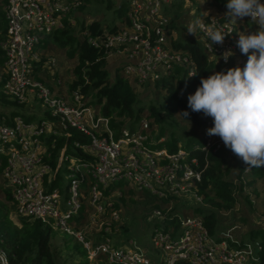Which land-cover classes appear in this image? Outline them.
Returning <instances> with one entry per match:
<instances>
[{"label": "built area", "instance_id": "built-area-1", "mask_svg": "<svg viewBox=\"0 0 264 264\" xmlns=\"http://www.w3.org/2000/svg\"><path fill=\"white\" fill-rule=\"evenodd\" d=\"M83 1L7 0L3 5L6 35L0 41L3 52L0 68V79L4 78L2 91L23 105L38 98L46 110L37 123L20 115L14 117L11 123L1 117L0 154L5 155L1 176L7 183L12 211L18 218L40 220L47 227L73 236L82 244L88 260L102 259L112 264H156L139 250L131 238L126 244L119 245L109 236L97 238L81 231L77 217L82 201L88 198V204L94 211L89 221L100 227L106 225L105 229L98 230L106 233H111L108 227L119 219L112 200L121 195L117 188L112 190V185L118 182H124L134 191H146L158 198H171L170 201L187 199L202 204L203 195L199 192V185L209 166L208 152L217 153L225 145L218 136L206 134L207 129L213 126L210 117L199 129L203 139L202 155H192L182 147L169 150L165 145L149 141L152 131L145 117L140 119L139 127H121L117 132L112 128L110 118L98 113L89 104L90 98L79 87L62 88L59 79H55L52 86L40 79L46 59L39 45L44 44L43 39L47 34L63 27L64 19L74 23L69 14ZM171 2L129 0L126 22L120 29L89 36L87 41L92 46L102 48L108 56L124 58L122 72L137 87L163 82L176 75V67L186 68L190 75L194 71L190 54L173 49L168 40L170 21L162 10ZM197 19L199 42L208 58L218 63L232 61L235 67L243 68L248 56L243 55L237 47L241 34L239 28L212 15ZM209 27L221 28L228 34L223 44H212L206 35ZM229 51L232 55L225 62L224 53ZM49 63L54 65L55 59L49 58ZM72 133L79 138L73 139L70 144L82 156L88 155L89 159L66 152L68 143L65 138ZM60 136L64 138V143L52 163L56 137ZM227 153L232 155L242 170L239 173L236 168L232 181L236 185L242 184L243 193H247L250 186L246 184L249 179L246 174L251 168L246 167L229 149ZM70 155L75 163L68 166L71 179L63 197L53 183ZM105 190L111 192L108 197L104 194ZM236 192L233 195L237 196ZM250 199L254 202L252 197ZM153 214L161 219L164 217L160 209L154 210ZM104 215L111 220L106 221ZM259 220L264 223V211L260 213ZM236 227L234 225L219 236H214L202 217L192 214L180 216L176 227L165 229L162 225L159 229H153L151 241L154 250L159 253L161 264H259L258 242L251 243L234 237L229 230ZM0 264H10L2 248Z\"/></svg>", "mask_w": 264, "mask_h": 264}, {"label": "trees", "instance_id": "trees-1", "mask_svg": "<svg viewBox=\"0 0 264 264\" xmlns=\"http://www.w3.org/2000/svg\"><path fill=\"white\" fill-rule=\"evenodd\" d=\"M7 0H1L4 5ZM112 0H84L77 9L70 13L69 16H74L75 22L70 23L68 19H64L62 28L47 34L44 41V49H49L53 43L56 47L63 50L68 59H75L76 65L73 70L75 79L69 83V88L79 87L81 92L86 97L90 98L91 104L95 110L103 116L109 117L111 126L115 131H119L121 127L137 128L140 126L139 121L143 118L142 114L145 110V102H147V93L138 95L136 83H131L118 70L111 78L109 71L105 68L106 53L102 48L92 46L87 38L89 36L101 35L104 32H115L122 27L126 22V12L128 10L129 0H121L118 5L111 3ZM114 2V0H113ZM221 11H227L226 5L228 0H213ZM185 0H172L169 5L164 6L162 12L169 18V26L167 30L168 40L173 49L182 50L190 54L194 61V71L196 74L190 78L187 69L184 67H176V75H172L164 80L162 88L165 90V95L159 100V104H151L148 108V113L145 118L149 119L150 131H154L158 127L157 142L159 145L166 147L169 150H177L178 147L187 149L191 154L202 155L204 151L201 146L203 139L195 130L200 129L208 117H205L202 112H192L188 108V96L194 94L200 86L201 78H207L210 75L234 68L232 61L228 63H218L209 59L204 51L202 44L198 41H193L181 37L179 35V24L183 22L186 11L183 12ZM100 11L106 14L109 11L116 16L122 17L119 24H110V20L106 17L102 18ZM196 12L193 19H197ZM87 19H92L87 23ZM242 28V27H241ZM172 29L175 30L176 37H173ZM239 30V29H238ZM186 34L187 32H183ZM6 35V19L3 8L0 7V41ZM3 63V52L0 49V68ZM122 70V66L120 67ZM3 79H0V120L1 117L6 118L7 123H11L16 116L26 117L27 120L34 118V115H25L21 105L14 99L10 98L2 91ZM158 86L159 83L157 82ZM7 108V112L6 109ZM187 111L189 116L185 118L182 112ZM181 113V114H179ZM178 114L180 120L174 117ZM186 123L190 129L183 125ZM188 128V129H187ZM79 138L78 135L72 133L67 140L66 152H71L68 148L70 141ZM163 139L162 141H159ZM64 138L56 137V146L53 148L51 162L54 163L55 157H58L63 146ZM164 144V145H163ZM227 148L224 147L217 153L208 152L209 166L204 172L202 183L199 185V192L203 195V203L193 206L192 214L200 215L209 232L214 236H219L222 230L232 228L235 223L228 225L222 224L219 215L221 211H229L236 204L239 194H243V185H236L229 178L228 173L230 167L228 165ZM76 156H81L82 159H89L88 155H81L78 151L71 152ZM231 158V157H230ZM5 164V155L0 154V172ZM223 165V167H222ZM235 168L242 172L241 167L237 165ZM240 175V174H238ZM247 185L251 186L258 179L264 177V167H253L248 172ZM56 180L53 185L55 186ZM125 186L124 182H118L112 185V190ZM82 187L85 186L82 184ZM237 190V196L233 192ZM4 196L11 203L9 190L1 187ZM109 190H105L104 194L110 195ZM125 194H137L143 197L145 204H150L154 208L160 209L159 204H168L171 198H158L146 191L134 192L132 189L121 191L120 196L112 198L114 208L119 207L123 201ZM246 199L247 196H245ZM131 199L130 201H132ZM177 203L168 210H162L164 217L160 220H155L153 225L163 224L166 229L169 226L176 227L180 217V206L183 200ZM249 200V199H248ZM132 204L133 201L131 202ZM250 203V201H249ZM144 204V205H145ZM11 207L0 201V248L5 250L8 255L10 264H58L55 251L51 248L54 231L52 228L45 226L40 220L20 218L19 225H16L9 216ZM83 207L80 210V215L77 217V223L81 224L84 219ZM123 225L126 230L130 229L129 225ZM109 236L116 244L124 245L128 241L121 240L119 235H112L100 231L97 238ZM122 237V236H121ZM249 242L257 241L259 249L260 263L264 264V228L252 227L241 236V240ZM63 245L66 249L72 248L73 252L79 256L78 261L74 264H89L86 257V251L81 243L71 240H65ZM72 245V246H71ZM152 260V259H151ZM112 264V263H108ZM177 264H186L178 262Z\"/></svg>", "mask_w": 264, "mask_h": 264}, {"label": "rangeland", "instance_id": "rangeland-1", "mask_svg": "<svg viewBox=\"0 0 264 264\" xmlns=\"http://www.w3.org/2000/svg\"><path fill=\"white\" fill-rule=\"evenodd\" d=\"M121 2V0H113L111 3H114V5H118ZM0 7L3 8V4L0 0ZM186 11L184 15V20L182 23L179 24L180 31L179 35L181 37H184L189 40L198 41L199 42V35L197 33L196 28V34H189L187 29L190 25H196V19H193L194 14L198 13V19H200L203 16L206 15H212L217 18H222V20L226 22H230L231 24H234L237 28H239V33L241 34H248L251 32L256 31L258 28L256 22L251 21L250 18H244L243 20H229L227 17H225V11H221L219 6L213 2V0H185L184 6H183V12ZM101 17L108 18L110 20V24L113 23H120V17L119 15H114L112 11H109L107 14L104 11H100ZM197 19V20H198ZM71 20L75 21L74 16H71ZM92 19H87V23H89ZM73 23V22H70ZM242 27V28H241ZM183 32H187L184 34ZM173 37H176L175 30L172 29ZM39 48L41 50L44 49L43 44L39 45ZM36 51V49H34ZM45 55V65L44 70L40 73V79L43 80L46 84L52 85L55 81V79H59L62 82V88L68 87L69 83H71L74 80V74L73 70L76 65V60L74 59H68L65 52L58 47H56L53 43L50 44V47L48 50H44ZM55 59V64L51 65L49 63V58ZM125 63V59L116 55H110L106 58L105 68L109 71L110 77L112 78L115 74V72L118 70L119 72H122L121 66ZM131 83H133L132 80H130ZM159 85L157 86L155 82H151L150 85H142L137 87L136 91L138 95L147 93V102H145V110L142 114L143 117L147 115L148 108L151 104H159V100L165 95V90L162 88V82H158ZM21 105L22 111L25 112V115H28L29 113H32L34 115V118L31 119V122L37 123L39 117L43 114V112L46 110V106L43 104V102L36 98L32 103H29L28 105ZM2 107H0L1 109ZM6 112L8 111L7 108L5 109ZM176 120H180L179 115L176 114L174 117ZM149 121V119H147ZM183 125L190 127L186 123H183ZM187 128V129H188ZM190 129V128H189ZM158 127L156 126L154 131L151 133V136L149 138V141L157 142V134H158ZM200 130H195L197 134H199ZM164 145V144H163ZM166 146V144H165ZM69 150L71 152H76L77 149L73 147L72 145L68 146ZM228 155L231 157L228 158V165L230 167V171L228 173L229 178L233 179V177L236 175L237 169L235 168L238 164L237 161L234 160L232 155L228 153ZM75 163V160L73 159L72 155H70V158L66 161H64L63 167L60 168L57 174V180L55 182V186L58 187L61 191V194L63 197H65V190L66 186L69 184V181L71 179L70 177V170L68 169L69 165H72ZM1 187L5 188L7 187L6 181L1 176L0 172V201L3 203H6L11 207V203L8 202L6 197L4 196V193L1 191ZM127 189H131L129 186H123L120 188H117V191H125ZM134 191V190H133ZM137 192V191H134ZM107 195L106 197H108ZM249 200L246 199V197ZM250 197L254 199V202H251ZM125 201L121 202L119 204V207L115 208V210L119 214V219L116 221H113L110 226L108 227L109 231L112 235H119L121 240L128 241V238H131L135 241L137 246H139V250L146 253L156 264H161V261L159 260V256L157 255V251L154 250L152 246L151 241V235L153 232V229H159L163 224H158L156 226L153 225V222L155 220H160L161 218L155 217L153 214V211L158 209L152 207L150 204H145V200L143 197L138 196L137 194H125L124 195ZM133 199L132 204L130 201ZM250 201V203H249ZM181 201L178 199H173L168 204H162L160 203V210H167L170 207H173L177 203H180ZM183 204L180 206V216H190L192 215L193 206L200 205L201 203H195V201L192 200H183ZM145 204V205H144ZM82 207L84 209L83 215L84 220L80 225V230L84 231L86 235L91 236H97L100 232H98L99 229H105L106 225H103L100 227L98 224H93L89 221V216L94 214L93 209L88 204V198L84 199L82 201ZM264 211V177L261 179H258L254 182L253 185L248 187L247 193H241L239 194V198L234 205V207L229 211H221L219 215V219L222 224H230L235 223L237 225L236 228L229 230L234 237L237 239H240L243 234H245L250 228L252 227H261L264 228V223H261L259 220V215ZM163 214V212H162ZM10 219L16 224L19 225L18 216L14 214L12 210L9 212ZM106 218V215L103 216ZM111 218H106V221H110ZM124 221H126V225H129L130 229L125 228L123 225ZM54 237L52 239L51 248L55 251V255L57 258L58 264H74L76 261H78L79 256H77L76 253L73 252L72 248L66 249L63 245V242L65 240H71L72 243H74L76 240L73 238V236L62 232L58 229H53ZM228 229L222 230L220 233L226 232ZM122 236V237H121ZM72 246V245H71ZM159 254V253H158ZM162 253H160L161 255ZM89 264H108L105 260L100 259H92L88 260Z\"/></svg>", "mask_w": 264, "mask_h": 264}, {"label": "clouds", "instance_id": "clouds-1", "mask_svg": "<svg viewBox=\"0 0 264 264\" xmlns=\"http://www.w3.org/2000/svg\"><path fill=\"white\" fill-rule=\"evenodd\" d=\"M226 8L229 20L247 17L258 26L254 32L240 34L237 41L241 53L248 56L247 62L243 68L201 78L200 86L187 98L188 108L212 118L213 126L206 134L218 136L246 167H264V0H228ZM187 31L197 36L196 25ZM206 35L212 44H223L228 34L209 27ZM231 55L230 51L224 53L225 62ZM182 114L189 116L187 111Z\"/></svg>", "mask_w": 264, "mask_h": 264}]
</instances>
